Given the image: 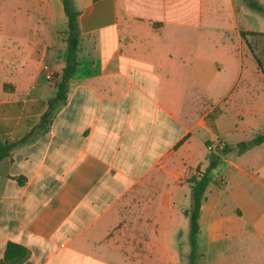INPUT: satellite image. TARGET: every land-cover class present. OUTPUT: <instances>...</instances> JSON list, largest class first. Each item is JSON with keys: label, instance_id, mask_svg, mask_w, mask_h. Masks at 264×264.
<instances>
[{"label": "crops", "instance_id": "1", "mask_svg": "<svg viewBox=\"0 0 264 264\" xmlns=\"http://www.w3.org/2000/svg\"><path fill=\"white\" fill-rule=\"evenodd\" d=\"M73 1L81 42L66 103L47 132L0 162V259L13 242L30 252L21 264H188L179 208L191 189L174 198V179L152 175L162 164L188 174L219 147L207 141L235 146L264 133L248 17L241 25L234 0ZM15 13L0 6L1 141L39 124L68 54L47 23L33 55L32 26ZM209 107L224 110L210 120ZM198 243L202 264H264V143L213 170Z\"/></svg>", "mask_w": 264, "mask_h": 264}, {"label": "trees", "instance_id": "2", "mask_svg": "<svg viewBox=\"0 0 264 264\" xmlns=\"http://www.w3.org/2000/svg\"><path fill=\"white\" fill-rule=\"evenodd\" d=\"M61 3L64 14L67 18V26L64 35L68 54L66 64L59 79L58 76H54V79H58L55 83L57 89L56 94L48 100V108L35 128L15 141H1L0 139V162L9 157L14 149L34 141L39 134L47 132L58 108L66 103L69 82L74 77L79 66L78 54L81 42L79 28L80 12L76 9L73 0H61ZM244 3L251 10L264 16V6L258 0H244ZM250 34L254 35L256 33ZM245 35L246 33L242 32V36L244 37ZM256 61L258 66H260L258 58H256ZM261 71L264 73V70L261 69ZM182 143L183 141H180L176 145V148ZM262 143H264V133L255 136L251 140L242 141L235 146L223 144L222 147H217L216 150H211L208 156V166L204 170H202L200 166H197L194 169V172L187 177L186 182L191 189V204L189 209L185 211V215L189 219L188 244L190 251L187 256L188 264H202V254L199 251L198 243L200 233V213L206 190L212 181L213 170L220 164L222 157L229 152L236 150L238 154H243L250 148L261 145ZM206 144L210 145L208 141ZM29 253V250L25 246L9 242L6 246L4 259H0V264H5L4 260H8L10 264H21L29 256Z\"/></svg>", "mask_w": 264, "mask_h": 264}, {"label": "rangeland", "instance_id": "3", "mask_svg": "<svg viewBox=\"0 0 264 264\" xmlns=\"http://www.w3.org/2000/svg\"><path fill=\"white\" fill-rule=\"evenodd\" d=\"M258 1L261 2L264 6V0H258ZM227 3L228 1L226 0L225 4ZM8 4L10 5L13 4L16 6L15 18L17 20H24L25 22L30 23L32 26L31 46H32L33 55H34V50H37V48L41 47L42 39H45L44 43L46 42V34H43V31H46L45 26L47 25V23L54 24V26L57 28H55L53 31L57 32L60 35V37L65 38L64 32L67 26V18L64 14L61 0H0L1 7L2 6L5 7V5H8ZM246 8L247 6L244 5L243 0H234V10H235L236 19L242 25V23L247 22L246 19L248 17L247 26L248 28L253 29V33H256L250 36L249 45L253 52L255 61H256V58L259 59V62H260V66H258L259 69L264 70V16L253 10L252 11L249 10V14H248V12L243 11V9H246ZM216 14L217 13H214V15L212 16L214 18V21L218 20L215 17ZM225 14L226 16L231 15L230 21L233 19L231 9H229L228 11H225ZM49 32L51 31L49 30ZM36 59L37 58L32 60L33 69H34V66H38L39 64V62ZM48 85L50 87H53L50 84ZM223 110L224 109H221L219 107L217 108L214 107L213 109L209 107L208 108V119L215 120L219 116V114L223 113ZM205 137H206L205 135L201 136L203 142L205 140ZM194 142L197 144V146L199 145L201 146L199 136H196ZM209 143L213 145L216 144L217 146H221L223 144V142L220 140L209 141ZM208 156H207V161L202 162L199 165L202 170H204L208 166V163H209ZM162 165L158 171L154 172V174L152 175V178L160 182L161 185L167 183L168 180L174 179L175 183H171L169 185V188L175 191L173 192V197L177 199L186 198L188 196V193L187 192L183 193V191H187L188 187L190 189V186L186 182V179L191 173L194 172L195 167L192 168L187 174V170L185 172L183 169H178L177 166L173 167L172 171H167L169 167L168 166L162 167ZM148 179L151 181V178H148ZM184 187H186L187 189ZM139 190L145 191L146 189H144L143 187ZM162 191L163 189L161 188L160 192ZM147 199H148L147 200L148 202L147 204L145 203V209H144L145 212L149 211L150 210L149 207L151 206L149 202L150 197H147ZM189 204H190V201L189 199H187L185 202V206H188ZM185 206H180L179 208L180 214H183V213L185 214V211L189 209V208L186 209ZM126 222L129 224L128 227L130 228L134 226L135 220L127 219ZM185 233H186L185 237H183L182 239H184V241L188 243V237H189L188 229L187 231L185 230Z\"/></svg>", "mask_w": 264, "mask_h": 264}, {"label": "built area", "instance_id": "4", "mask_svg": "<svg viewBox=\"0 0 264 264\" xmlns=\"http://www.w3.org/2000/svg\"><path fill=\"white\" fill-rule=\"evenodd\" d=\"M48 72V71H47ZM46 79L47 80H49V81H53L54 80V76L51 74V73H47L46 74ZM221 145V144H220ZM223 146V144L221 145V146H219V147H222Z\"/></svg>", "mask_w": 264, "mask_h": 264}, {"label": "water", "instance_id": "5", "mask_svg": "<svg viewBox=\"0 0 264 264\" xmlns=\"http://www.w3.org/2000/svg\"><path fill=\"white\" fill-rule=\"evenodd\" d=\"M4 263H5V264H9V262H8V261H5Z\"/></svg>", "mask_w": 264, "mask_h": 264}]
</instances>
